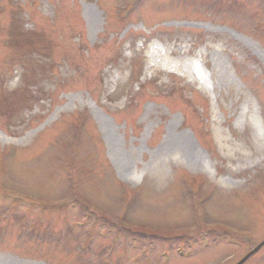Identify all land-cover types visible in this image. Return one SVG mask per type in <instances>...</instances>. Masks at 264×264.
<instances>
[{
  "label": "rangeland",
  "instance_id": "rangeland-1",
  "mask_svg": "<svg viewBox=\"0 0 264 264\" xmlns=\"http://www.w3.org/2000/svg\"><path fill=\"white\" fill-rule=\"evenodd\" d=\"M261 138L264 0H0V264H237Z\"/></svg>",
  "mask_w": 264,
  "mask_h": 264
},
{
  "label": "bare ground",
  "instance_id": "bare-ground-1",
  "mask_svg": "<svg viewBox=\"0 0 264 264\" xmlns=\"http://www.w3.org/2000/svg\"><path fill=\"white\" fill-rule=\"evenodd\" d=\"M92 17V14H90ZM155 54L157 57L162 56V53L158 49H154ZM171 56L173 55V51H170L169 53ZM187 70L191 69V65L187 64L185 66ZM186 70V71H187ZM263 138H261L259 141L256 142L255 145V151L259 152L262 147H263ZM159 152L161 154H171V153H176L179 155V159H182L183 161L186 162L187 165L193 166V167H202L203 163V158H201V155L199 152H197L196 149L188 142L187 139H185L184 136L178 135L175 137L167 138L165 141L162 143V145L159 148Z\"/></svg>",
  "mask_w": 264,
  "mask_h": 264
},
{
  "label": "water",
  "instance_id": "water-1",
  "mask_svg": "<svg viewBox=\"0 0 264 264\" xmlns=\"http://www.w3.org/2000/svg\"><path fill=\"white\" fill-rule=\"evenodd\" d=\"M263 246H264V240L258 245H256V248H254L249 253H247V255L243 259H241L237 264H244L247 261V259L250 258V256L257 253V251L261 249Z\"/></svg>",
  "mask_w": 264,
  "mask_h": 264
}]
</instances>
